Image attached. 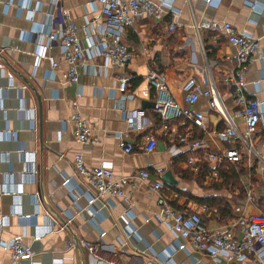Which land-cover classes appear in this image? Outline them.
<instances>
[{
    "label": "crops",
    "instance_id": "0c3cea01",
    "mask_svg": "<svg viewBox=\"0 0 264 264\" xmlns=\"http://www.w3.org/2000/svg\"><path fill=\"white\" fill-rule=\"evenodd\" d=\"M54 1L78 27L76 37L86 51L77 84L64 78L68 65L58 41L46 49L56 67L43 59L34 68L37 44L45 42L48 24L58 15ZM166 1L170 10L166 7L159 19L143 18L124 29L121 43L131 58L126 66L117 67L90 49L94 36L102 37L104 32L95 0H0V133L7 131L0 139V186L16 193L14 198H0V219L5 223L0 245L21 235L39 264H254L215 261L190 247L172 253L176 239L159 218L162 207L151 184L158 171H170L176 185L165 183L170 190L163 194L167 205L174 211L199 214L210 228L227 226L236 207L245 215L264 214V0ZM247 2L257 7L251 10ZM87 22L100 25L93 37L85 28ZM171 22L175 30L168 33ZM212 22L230 23L258 43L245 73L247 97L263 103L249 151L242 143L232 145L217 138L225 125L202 94L191 109L203 115V127L182 118L171 124L173 132L200 141L199 149L170 144L150 107L155 91L145 76L158 71L181 108L188 107L183 87L194 79L200 92L216 89L225 111L241 126L235 116L240 108L233 87L224 80L235 68L234 50L222 33L209 30ZM6 73L12 74V81ZM123 74L140 79L136 86L128 84L126 94L132 98L125 100L116 80ZM137 112L146 124L130 129L123 115ZM73 114L89 127L90 143L74 140L69 121ZM147 134L156 140L151 153L140 150ZM125 143L133 146L132 152H123ZM233 146L241 153L240 162H224L214 175L206 155ZM76 155L86 167L108 163L115 177L125 178L128 184L123 190L130 207L107 196L90 202L87 191L95 193L75 174ZM188 157L196 158L197 171L184 164ZM32 167L36 174L30 180L26 173ZM142 171L149 174L147 180L139 177ZM68 188L83 193L75 203ZM80 241L96 251H88ZM0 264H10L2 247Z\"/></svg>",
    "mask_w": 264,
    "mask_h": 264
},
{
    "label": "built area",
    "instance_id": "2783aa9c",
    "mask_svg": "<svg viewBox=\"0 0 264 264\" xmlns=\"http://www.w3.org/2000/svg\"><path fill=\"white\" fill-rule=\"evenodd\" d=\"M211 0H206L210 3ZM99 8L100 15L104 19L102 26L104 32L102 37L94 36V30L99 28V24L87 22L85 28L91 37L96 38L90 43V49L97 51L108 63L117 67H124L130 61L131 55L121 43L124 29L132 28L136 21L147 19H159L169 9L166 0L156 2L154 0H95ZM251 10L257 5L253 2L246 3ZM53 6L57 9L58 15L51 19L48 24V31L44 33L45 42L37 44L38 51L35 55L34 68L39 65L43 59L50 62L51 68L56 67L46 55L48 46L58 41L60 44V53L63 56L68 70L64 78L72 84L78 83V70L84 66L86 51L81 42L76 37L78 27L71 19L69 13L60 9L57 2ZM170 10V9H169ZM54 25L57 29H54ZM211 32H220L225 38L226 43L234 50L235 68L229 77H226L225 83L230 84L234 90V99L239 106V111L235 113L240 117L241 126H239L233 117L224 109L220 95L216 89L209 87L205 91H199L196 81L189 79L184 90V102L187 108H181L175 103L169 94L165 75L158 71H149L145 79L148 85L155 91L153 101V111L158 116L160 133L170 142V144H179L188 146L190 149H199L202 146L200 141H190L186 135L173 132L172 122L177 119L186 121L203 127V115L191 109V106L197 102L199 95H203L209 101V108L218 113L225 125L222 131L216 133L220 141L231 143L232 145L242 143L247 151L250 148V139L256 133L261 122L263 103L256 99H249L246 95L245 73L248 66L255 58L258 43L248 35L237 31L230 23L212 22L209 25ZM175 30V24L171 22L167 28L168 33ZM41 34L39 31L33 32ZM32 33V34H33ZM93 35V36H92ZM0 71L2 68L0 67ZM6 78L12 81L11 73H6ZM133 76L123 74L116 80L118 82V92L121 93L122 100L132 98L126 94L127 86ZM23 109V108H21ZM31 115V119H32ZM141 113H124L123 119L130 129H140L146 122L140 119ZM69 121L72 124V135L74 140L81 145L88 144L90 140V129L79 115L73 114ZM7 135L0 133V139ZM144 143L140 150L144 153H151L156 147V140L153 134H147L144 137ZM133 146L129 143L123 145V152L130 153ZM241 153L234 146L227 148L219 154H207L206 160L213 164V174L221 168L224 162L236 165L240 162ZM187 167L197 171L196 158L188 157L184 163ZM75 174L88 187L94 191V195L87 191L89 201L94 202L97 199L107 196L109 198L120 199L128 208L130 207V197L124 193V187L128 184L123 177H115L112 166L103 163L98 167H86L82 157L76 155L73 161ZM30 180L34 179L36 171L32 167L26 173ZM163 172L158 171L156 179L151 184V188L159 195L161 211L159 218L167 223L170 232L174 235L176 242L172 246V253L176 251H185L190 247L193 251L206 254L215 261L224 259L228 263H242L251 260L254 264H264V214L245 215L241 213L240 207L234 209V219L225 227L210 228L197 213L187 211H174L166 203L163 194L170 193L169 188L161 180ZM149 174L142 171L139 177L143 180L148 179ZM68 182V179L66 183ZM75 203L79 195L78 190L68 188ZM171 195H174L171 192ZM10 196L16 197V193L10 191L5 186H0V198ZM36 199V194L34 195ZM249 198V196H248ZM4 221L0 219V232ZM101 237L104 233H101ZM80 245L90 252H95V248L85 241H80ZM9 258L10 264H39L33 260L34 253L32 249L23 243V236H15L10 241L0 245Z\"/></svg>",
    "mask_w": 264,
    "mask_h": 264
},
{
    "label": "water",
    "instance_id": "95a60500",
    "mask_svg": "<svg viewBox=\"0 0 264 264\" xmlns=\"http://www.w3.org/2000/svg\"><path fill=\"white\" fill-rule=\"evenodd\" d=\"M149 106V105H148ZM154 104L150 103V107L153 108ZM144 108V107H143ZM161 180L170 186H175L176 182L174 181L170 171H166L163 176L161 177Z\"/></svg>",
    "mask_w": 264,
    "mask_h": 264
},
{
    "label": "trees",
    "instance_id": "16d2710c",
    "mask_svg": "<svg viewBox=\"0 0 264 264\" xmlns=\"http://www.w3.org/2000/svg\"><path fill=\"white\" fill-rule=\"evenodd\" d=\"M139 81H140V79H135V77H133L131 80V82H133V86H136L139 83ZM232 175H234V174L232 173ZM200 202H202V201H200Z\"/></svg>",
    "mask_w": 264,
    "mask_h": 264
}]
</instances>
